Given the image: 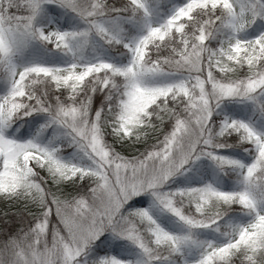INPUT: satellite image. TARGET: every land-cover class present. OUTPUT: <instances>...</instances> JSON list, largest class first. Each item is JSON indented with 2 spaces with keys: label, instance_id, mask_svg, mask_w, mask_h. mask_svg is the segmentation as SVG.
<instances>
[{
  "label": "snow or ice",
  "instance_id": "snow-or-ice-1",
  "mask_svg": "<svg viewBox=\"0 0 264 264\" xmlns=\"http://www.w3.org/2000/svg\"><path fill=\"white\" fill-rule=\"evenodd\" d=\"M0 264H264V0H0Z\"/></svg>",
  "mask_w": 264,
  "mask_h": 264
}]
</instances>
